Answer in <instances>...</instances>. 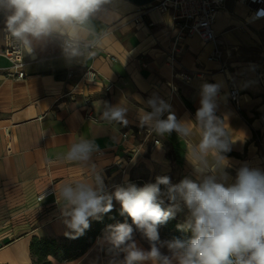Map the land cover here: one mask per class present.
<instances>
[{
    "label": "crops",
    "instance_id": "0c3cea01",
    "mask_svg": "<svg viewBox=\"0 0 264 264\" xmlns=\"http://www.w3.org/2000/svg\"><path fill=\"white\" fill-rule=\"evenodd\" d=\"M156 2L114 0L110 6L115 12L110 23L114 35L85 61H67L58 43L50 42L31 55L23 50L25 75L13 78L6 72L9 61L0 55V264H30L33 236H66L69 229L57 202L59 187L73 181L91 183L92 163L101 170L108 192L136 180L154 183L161 175L169 176L172 183L195 178L185 153L187 144L200 136L194 119L205 83L218 88L216 115L232 138L226 171L234 178L245 162L264 170V34L257 29L264 26V18L247 22L245 6L225 2L213 23L226 50L225 71H221V62L206 58L210 43L203 44L197 36L174 41L170 11H158L153 7ZM137 15L140 23L134 21ZM107 26L97 24L98 30ZM3 27L0 15V47ZM173 45L178 51L170 61ZM85 67L97 72L94 81L80 80ZM67 70L73 71L71 77ZM184 73L189 80L181 78ZM231 82L241 90L239 110L229 99ZM154 97L169 104L178 121H193L191 137L179 138L175 131L163 136L152 131L148 138L133 133L148 128L140 125L139 114L151 111L147 101ZM105 104L125 105L127 124L104 121ZM166 117L167 113L162 118ZM125 131L128 136L123 138ZM82 138L94 139L99 152L87 164L67 161L71 144ZM48 189L52 193L38 201L37 195ZM113 205L120 206L115 200ZM185 216L186 210L175 218L182 222ZM159 233L162 241L170 240L161 234V227ZM104 234L99 233L78 257L52 259L51 264H109L113 257ZM134 239L149 249L139 232ZM161 251L167 254L166 248Z\"/></svg>",
    "mask_w": 264,
    "mask_h": 264
},
{
    "label": "clouds",
    "instance_id": "9594fccd",
    "mask_svg": "<svg viewBox=\"0 0 264 264\" xmlns=\"http://www.w3.org/2000/svg\"><path fill=\"white\" fill-rule=\"evenodd\" d=\"M114 0H0L6 38L15 41L26 54L38 46L58 43L64 58L85 61L95 56V49L112 38L110 27L115 17ZM264 15V10L256 13ZM107 24L98 30L97 24ZM215 84L202 85L200 107L194 123L200 136L186 147V159L195 178L184 177L172 183L167 175L154 183L138 187L133 183L106 190L104 177L94 163L90 166L92 182L73 181L60 185L57 202L70 238H77L90 227L91 219H100L120 204V215L130 218L110 224L103 241L113 259L109 264H264V170L246 162L236 169L235 177L226 153L231 151V136L216 115ZM151 111L141 110V126L158 135L175 131L179 138L192 136L193 121H178L170 105L158 98L147 101ZM128 108L105 104L102 119L127 124ZM167 113L166 118H162ZM99 146L94 139L82 138L71 144L65 154L70 162L89 163ZM163 186V188L161 187ZM177 227L185 233L162 241L159 229L176 215L185 212ZM149 243L138 246L135 233ZM167 249V254L161 251ZM123 254V259H119Z\"/></svg>",
    "mask_w": 264,
    "mask_h": 264
},
{
    "label": "built area",
    "instance_id": "2783aa9c",
    "mask_svg": "<svg viewBox=\"0 0 264 264\" xmlns=\"http://www.w3.org/2000/svg\"><path fill=\"white\" fill-rule=\"evenodd\" d=\"M227 0H157L154 4V8L160 12L170 11L173 26L176 29L175 42L181 41L186 37L197 36L203 44L210 43L212 50L206 57L209 61L221 62V71H225L222 58L226 53V50L222 48V44L216 36L213 23L217 12L224 7ZM238 4L246 7L247 14L245 20L251 22L264 18V15L257 17L256 13L259 10H264V0H232ZM141 18L139 15L135 17V23H140ZM148 25H151L149 23ZM4 44L0 47V55L4 56L9 61V66L6 70L7 75L13 78H23L25 75L24 66L25 60L23 56V49L18 47L10 38H6L4 27L2 28ZM178 48L173 45L169 54V60L173 61L174 56ZM73 75L72 70H67L66 76L71 77ZM97 72L92 67H85L80 72V80L83 82H92L96 79ZM181 78L189 80L188 74H182ZM229 99L233 103L234 107L240 109V96L241 90L235 83L231 82L229 86ZM87 117L95 118L87 112ZM136 134H144V138L151 136L152 131L149 128H138L133 132ZM123 138L128 136L125 131L122 133ZM157 142V140H154ZM52 193L51 189L45 190L37 195V200L40 201L47 195Z\"/></svg>",
    "mask_w": 264,
    "mask_h": 264
},
{
    "label": "trees",
    "instance_id": "16d2710c",
    "mask_svg": "<svg viewBox=\"0 0 264 264\" xmlns=\"http://www.w3.org/2000/svg\"><path fill=\"white\" fill-rule=\"evenodd\" d=\"M131 183L138 187L145 185L141 180ZM161 187L163 188V186ZM120 207H113L112 211L103 214L100 219H92L89 229L85 230L82 236L75 239L67 235L41 238L33 236L29 243L30 264H51L52 259L62 261L78 257L93 244L97 235L105 231L108 225L124 222L125 219H128V222L131 223L130 218L120 215ZM183 222H179L176 218L170 220L166 225L161 226V234L169 239L190 235V233H185L178 229L177 225Z\"/></svg>",
    "mask_w": 264,
    "mask_h": 264
},
{
    "label": "rangeland",
    "instance_id": "374dc122",
    "mask_svg": "<svg viewBox=\"0 0 264 264\" xmlns=\"http://www.w3.org/2000/svg\"><path fill=\"white\" fill-rule=\"evenodd\" d=\"M257 29L261 31L260 34H264V26H259V27H257ZM222 38H223V36H222ZM262 46H264V44H262L261 47H262ZM261 49H262V48H261ZM261 51H262V50H261ZM236 86H237V85H236ZM147 183H148V182H147Z\"/></svg>",
    "mask_w": 264,
    "mask_h": 264
}]
</instances>
